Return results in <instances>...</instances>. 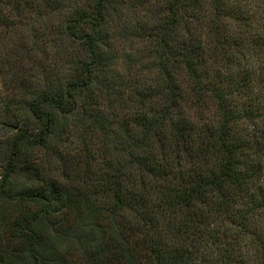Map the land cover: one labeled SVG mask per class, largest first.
Returning a JSON list of instances; mask_svg holds the SVG:
<instances>
[{
	"label": "trees",
	"instance_id": "16d2710c",
	"mask_svg": "<svg viewBox=\"0 0 264 264\" xmlns=\"http://www.w3.org/2000/svg\"><path fill=\"white\" fill-rule=\"evenodd\" d=\"M21 1L0 0V24L7 20L4 10L10 16L19 13ZM191 2L174 0L171 21L156 27V31L170 34L177 12L183 8V30L188 32L183 48L172 49L168 42L158 47L162 56L158 68L165 76L160 78L162 87L157 94L165 96L166 115L177 107L179 99H185L170 73L175 67L183 72V85L192 87L196 101L210 92L205 90L209 77L205 59L211 55L189 32L192 23L188 20L194 18L188 15ZM111 8L109 0H85L68 12L67 29L77 35L83 49V57L74 65V76L61 80L58 86L41 88L28 103L31 115L26 125H9L15 134L0 192L8 200L2 207L14 203V211L18 210L17 218L5 220L10 224L12 243L21 246V252H16L14 244L10 252L8 244L7 251H0V264H66L59 248L74 241L85 252L87 264H264V225L260 224L264 219V187L260 185L264 178V128L254 130L256 121L264 117V101L236 106L233 97L234 89L250 91L253 74L241 77L237 85L222 88L221 84V89L211 93L218 100L217 125L200 130L190 116L170 121L163 131L164 136L170 135L169 143L163 142L160 151L148 144L150 134L159 127L156 117L143 120L141 136L134 142L127 141L128 122L124 123L123 134L116 136L113 146L108 140L103 143L106 155L97 167L91 155L95 149L87 138L79 150L83 158L74 155L68 159L60 151L57 136L66 124L61 120L78 106L82 109L77 116L83 115L94 137L110 128L102 124L100 109L95 108V93L106 90L118 94L109 76L110 58L102 50V28ZM214 10L217 16L226 14L223 0H215ZM236 42L233 40L231 47L245 44ZM253 42L262 46L264 39ZM245 48L250 49L248 44ZM237 57L223 50L225 69L238 64ZM138 93V98H145L144 93ZM191 106H196L195 102L190 109L197 110ZM50 146L57 147L59 160L67 163H62L58 174L61 180L50 175L51 163L40 165L31 154L34 147L47 150ZM172 146L175 151L183 149V162L178 156L175 164L174 158L169 161L166 152ZM133 167L140 173L138 179L132 174ZM18 174L27 181L19 191L7 185L8 179L18 178ZM144 174L164 180L165 193L157 195V183L147 190L135 189V182L141 186L145 181ZM151 193L159 198L151 199ZM66 211L74 214L77 222L72 228L68 224L56 227L57 216L63 218ZM122 213H132L133 220L120 227L113 221ZM102 215L108 225L97 223ZM161 219L166 224L159 229ZM242 245L257 249L253 259L241 252Z\"/></svg>",
	"mask_w": 264,
	"mask_h": 264
},
{
	"label": "rangeland",
	"instance_id": "374dc122",
	"mask_svg": "<svg viewBox=\"0 0 264 264\" xmlns=\"http://www.w3.org/2000/svg\"><path fill=\"white\" fill-rule=\"evenodd\" d=\"M84 1L23 0L19 13L12 12L10 16L7 10H4L7 20L0 24V188L3 176L7 173L10 144L15 134L9 125L13 123L26 125L31 115L27 106L32 98L40 93L41 88L53 84L58 86L61 80L65 82L70 80L75 73L74 65L83 57L81 42L75 33L67 29V16L73 7L84 4ZM109 2L112 8L106 13L102 28V50L110 58L109 76L118 94H109L106 90L96 92L95 108L100 109L104 119L102 124H107L110 128L94 137L95 134L88 130V122L84 120L83 115L77 116L78 113L81 114L82 109L78 106V110L61 120L66 124L64 132L57 136L59 149L66 158L70 159L74 155L83 158L79 150H82L83 140L87 138L91 147L95 149L91 155L94 159L93 166L97 167L106 155L103 143L108 140L110 146H113L116 136L123 134L122 125L127 122L125 130L130 136L127 141L134 142L141 136L143 120L151 121L156 117L154 121L159 127L150 134L148 141L150 148L154 147L155 151H160L163 142L169 143L167 140L170 139V135L164 136L163 131L169 128L170 121L178 122L183 120V117L190 116L200 130L215 126L217 125L215 115L218 112L215 106L218 100L213 98L211 93L221 89V84L222 88L228 84L237 85L246 74H253L250 91L234 89L235 105L257 99L260 100L258 105H261L264 101V44L262 47L253 42V39H264V0H223L226 14L221 16L215 13V0H193L192 6L187 5L189 8L192 7L188 15L194 16L188 20L192 23L189 32L193 34L195 40L202 42L205 52L211 55V59H205V69L209 75L205 90L210 92L207 91L203 98L197 99L199 100L197 102L193 98L192 87L186 83L183 85V72L180 68L175 67L171 72L168 68L178 82L179 90L184 92L185 99H179L177 107L171 109L167 115L163 106L165 96L157 94L162 87L160 78L165 76L158 68L159 58L162 57L158 53V47L168 42L172 49L178 46L183 48V39L187 38L188 33L183 30V8L177 12L176 22L169 34L167 30L156 31L159 30L156 27L162 25V22L171 21L169 11L174 0H109ZM187 27L189 28V25ZM217 37L218 39H215ZM233 40L237 41V45L245 44L235 49L230 45ZM247 44L249 50L245 48ZM225 49L238 54L239 59L238 64L231 65L228 69H225L224 62L221 61ZM224 70L227 72L224 73ZM139 91L145 94V98H138ZM192 102H195L196 106L191 107L194 109L197 107V110L190 109ZM256 122L254 130H257L256 127L264 128L263 116ZM60 127L59 125V129ZM166 132L169 133L168 130ZM176 150L172 146L166 152L169 161L174 158V164L177 156L181 160L183 158V149ZM31 152L27 153H31L40 165L42 162L46 167L52 164L51 176H56L58 180L63 179L58 174L64 167L62 163H67L65 159L59 160L57 147L50 146L47 150L34 147ZM27 153L25 151L24 154ZM132 174L136 179L140 177L135 167L132 168ZM147 174L143 175L145 181L141 186H136L135 182L134 188L147 190L151 184L157 183L159 190L157 195L160 197L165 193L164 190H167L164 180L154 179L152 176H146ZM17 176L18 178L8 179L7 185L19 191L26 187L27 181L19 174ZM260 185L264 187V178ZM149 197L153 200L159 198L154 193ZM6 200L7 198L0 192V251H5L9 244L8 250L13 252V244L14 246L17 244L12 243L10 224L5 219L10 218V222L13 221L17 218L15 213H18V210L14 211V203L13 206L2 207ZM5 203L8 204V200ZM9 211H13L15 216L9 215ZM65 214L67 215L60 219L57 216L56 227L62 228V224L65 226L68 224L72 228L77 222L72 217L74 214L71 215L69 211ZM103 220L102 215L97 223L109 224ZM130 220H133L132 213H122L113 222L122 227V223ZM165 224L166 222L161 219L159 229L164 228ZM260 224L264 225V219ZM260 224L256 225L258 229ZM77 234L78 232L74 233ZM79 246L74 241L59 248L65 255L66 264H87L85 252H81L82 247ZM240 249L247 259H253L257 250L250 245H242ZM15 250L17 253L21 252V246H16Z\"/></svg>",
	"mask_w": 264,
	"mask_h": 264
}]
</instances>
